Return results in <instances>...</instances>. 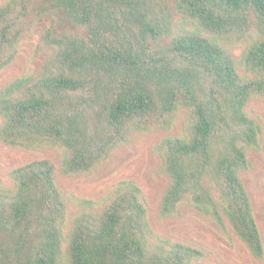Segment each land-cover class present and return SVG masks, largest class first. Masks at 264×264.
<instances>
[{
  "label": "trees",
  "instance_id": "obj_1",
  "mask_svg": "<svg viewBox=\"0 0 264 264\" xmlns=\"http://www.w3.org/2000/svg\"><path fill=\"white\" fill-rule=\"evenodd\" d=\"M37 25L48 57L0 89V142L57 152L64 176L86 175L134 134L170 130L183 110L187 134L156 147L170 180L160 217L178 215L188 198L262 259L240 173L259 145L245 108L264 98V0H9L0 6V74ZM238 44L247 77L226 46ZM8 177L11 188L0 177V264H210L154 233L133 180L90 200L63 191L48 159Z\"/></svg>",
  "mask_w": 264,
  "mask_h": 264
},
{
  "label": "rangeland",
  "instance_id": "obj_2",
  "mask_svg": "<svg viewBox=\"0 0 264 264\" xmlns=\"http://www.w3.org/2000/svg\"><path fill=\"white\" fill-rule=\"evenodd\" d=\"M7 1L0 0V6ZM179 22L180 18L175 16L173 34L179 32ZM44 29L37 25L23 40L15 63L0 74V89L19 77L36 74L43 66L48 57V52L40 49ZM187 29L192 30V27ZM226 46L238 65L240 76L247 77L241 61L246 44ZM245 111L259 126L260 134L258 148L246 151L248 168L240 173V179L250 197L264 248V98L253 97ZM187 116V112L180 110L170 130L158 129L134 134L127 144L118 146L93 172L74 177H66L61 173V155L57 152L15 149L0 142V177L4 185L11 188L8 175L12 170L33 160L48 159L56 168V182L63 191L90 200L100 199L120 181L133 180L144 192L149 223L160 238L197 249L203 254L204 261L210 264H264V256L260 260L251 257L228 225L224 230L219 228L210 218L195 211L188 198L179 205L178 215L167 219L160 217L161 200L170 180L160 170L156 147L166 137H182L187 134ZM213 195L216 197L215 192ZM72 211L76 210L72 208Z\"/></svg>",
  "mask_w": 264,
  "mask_h": 264
}]
</instances>
